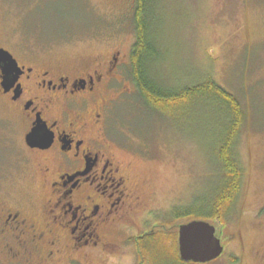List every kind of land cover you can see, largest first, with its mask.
I'll return each instance as SVG.
<instances>
[{
  "label": "rangeland",
  "instance_id": "obj_1",
  "mask_svg": "<svg viewBox=\"0 0 264 264\" xmlns=\"http://www.w3.org/2000/svg\"><path fill=\"white\" fill-rule=\"evenodd\" d=\"M134 2L4 0L5 36L13 47L67 67L113 48L127 57L135 40ZM152 17L159 33L157 77L178 86L210 75L235 94L245 112L236 143L241 185L228 219L193 218L215 225L223 252L192 264H264V0H154ZM133 83L128 73L109 115L117 156L128 164L145 209L120 230L131 236L151 229L178 251V226L192 219H172L173 208L207 199L220 179L213 143L219 137L217 114L196 105L167 115L144 104ZM15 161L0 156L6 167L0 176L9 193L27 201L33 186L26 173L9 167ZM36 195L39 204L43 194ZM130 240L108 263H96L148 264Z\"/></svg>",
  "mask_w": 264,
  "mask_h": 264
},
{
  "label": "flooded vegetation",
  "instance_id": "obj_2",
  "mask_svg": "<svg viewBox=\"0 0 264 264\" xmlns=\"http://www.w3.org/2000/svg\"><path fill=\"white\" fill-rule=\"evenodd\" d=\"M3 12L0 0V156L16 157L9 167L26 173L33 190L19 199L0 176V264L108 263L130 238L137 244L153 231L120 230L145 209L111 136L109 113L130 55L113 48L81 66L58 64L13 47ZM34 130L45 146L28 142Z\"/></svg>",
  "mask_w": 264,
  "mask_h": 264
},
{
  "label": "trees",
  "instance_id": "obj_3",
  "mask_svg": "<svg viewBox=\"0 0 264 264\" xmlns=\"http://www.w3.org/2000/svg\"><path fill=\"white\" fill-rule=\"evenodd\" d=\"M153 3L154 0H135L133 9L135 40L130 50L129 74L141 99L148 107L167 115L196 105L210 107L217 114L215 125L219 130V137L213 142L220 173L216 187L207 199L174 207L170 217L204 218L225 223L241 185L242 166L236 143L245 112L235 94L210 75L178 86L167 85L157 77L159 33L152 17ZM137 246L146 255L148 264H192L181 260L176 248L156 231L144 233Z\"/></svg>",
  "mask_w": 264,
  "mask_h": 264
},
{
  "label": "water",
  "instance_id": "obj_4",
  "mask_svg": "<svg viewBox=\"0 0 264 264\" xmlns=\"http://www.w3.org/2000/svg\"><path fill=\"white\" fill-rule=\"evenodd\" d=\"M37 136V137H36ZM28 142L45 146L46 139L34 130ZM224 246L216 234V227L204 219H192L178 226V253L186 262H209L223 252Z\"/></svg>",
  "mask_w": 264,
  "mask_h": 264
}]
</instances>
